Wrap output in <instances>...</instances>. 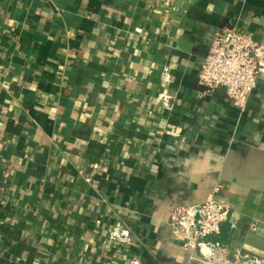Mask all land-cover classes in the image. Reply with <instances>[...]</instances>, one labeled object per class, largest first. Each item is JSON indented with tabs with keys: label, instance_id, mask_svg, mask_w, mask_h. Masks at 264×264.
<instances>
[{
	"label": "crops",
	"instance_id": "obj_1",
	"mask_svg": "<svg viewBox=\"0 0 264 264\" xmlns=\"http://www.w3.org/2000/svg\"><path fill=\"white\" fill-rule=\"evenodd\" d=\"M228 25L264 0H0V264H199L170 213L211 194L264 258V65L244 110L198 85Z\"/></svg>",
	"mask_w": 264,
	"mask_h": 264
},
{
	"label": "built area",
	"instance_id": "obj_2",
	"mask_svg": "<svg viewBox=\"0 0 264 264\" xmlns=\"http://www.w3.org/2000/svg\"><path fill=\"white\" fill-rule=\"evenodd\" d=\"M263 65L264 44L228 25L212 37L199 71L198 85L207 92L225 90L235 106L244 110ZM160 97L169 103L167 94L163 92ZM229 218L230 207L211 194L194 207L175 206L170 213L169 225L175 244L197 254L199 264H264L263 257L242 250L232 252L224 243L209 239L221 233L222 225ZM110 238L119 244L134 243L130 228L122 223L112 228ZM204 249L208 250V255L204 254ZM129 264H140V259H131Z\"/></svg>",
	"mask_w": 264,
	"mask_h": 264
},
{
	"label": "bare ground",
	"instance_id": "obj_3",
	"mask_svg": "<svg viewBox=\"0 0 264 264\" xmlns=\"http://www.w3.org/2000/svg\"><path fill=\"white\" fill-rule=\"evenodd\" d=\"M208 250L207 249H204V254H207L208 255Z\"/></svg>",
	"mask_w": 264,
	"mask_h": 264
},
{
	"label": "water",
	"instance_id": "obj_4",
	"mask_svg": "<svg viewBox=\"0 0 264 264\" xmlns=\"http://www.w3.org/2000/svg\"><path fill=\"white\" fill-rule=\"evenodd\" d=\"M254 183H256V184H259V182H257V181H256V182H254ZM196 255H197V254H196Z\"/></svg>",
	"mask_w": 264,
	"mask_h": 264
}]
</instances>
